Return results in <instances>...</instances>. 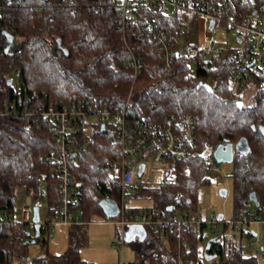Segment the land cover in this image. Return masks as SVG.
<instances>
[{"label":"trees","instance_id":"trees-1","mask_svg":"<svg viewBox=\"0 0 264 264\" xmlns=\"http://www.w3.org/2000/svg\"><path fill=\"white\" fill-rule=\"evenodd\" d=\"M117 1L0 0V220L15 216L20 189L30 190L37 205L45 201L50 207L58 200L54 166L45 160L53 147L50 124L40 112L71 103L120 105L130 89L131 118L143 117L148 123L185 113L196 118L195 144L189 155L167 159V172L158 183L133 186L134 196L151 200L148 210L164 217L176 210H196L198 189L210 183L207 168L212 151L218 144L234 145L244 138L247 151L234 152L230 163L234 218L243 211L255 213L251 192L260 209L255 219L264 218V85L260 77L258 83L253 81L257 85L249 103H244L230 89L233 51L219 48L216 54L191 61L179 47L182 41L186 44V35L177 17L141 6L134 22L128 24L120 16ZM253 3L264 4V0ZM156 29L174 45L176 55L169 67L164 65L159 43L148 39ZM2 30L13 34L15 52L5 51ZM57 39L61 48L52 54ZM129 51L139 65L133 83V69L126 59ZM200 82L211 90L199 87ZM82 144L79 137L73 174L81 181V206L84 218L90 220L98 213L103 215L98 201L112 180L102 162L116 155V148L98 128L88 145ZM133 208L139 210V206ZM86 225L68 226V247L55 254L47 250L44 232L39 237L34 232L32 239L45 250L30 257L25 233H18L21 240L9 239L8 231L13 232L15 225L0 224V264H94L79 254L87 242ZM184 234L193 245V264H201V229ZM145 240H150L149 247L135 249L139 264L145 260L177 264L174 246L160 248L149 231ZM241 246L228 248L221 236L212 247L215 264H264V243L259 255L245 256ZM21 256L25 259L20 260Z\"/></svg>","mask_w":264,"mask_h":264},{"label":"built area","instance_id":"built-area-1","mask_svg":"<svg viewBox=\"0 0 264 264\" xmlns=\"http://www.w3.org/2000/svg\"><path fill=\"white\" fill-rule=\"evenodd\" d=\"M118 9L122 20L131 24L135 20L137 7H146L157 10L161 14L177 17L181 22V30L186 35V44L179 45L191 61L201 57L216 54L219 45L210 33H206L202 40L197 42L200 20L205 29H209L212 21L214 27L231 31L239 46L228 49L231 61L235 67L230 75V89L232 94H240L243 98L247 92L251 95L256 90L253 81L260 77V84L264 83V4L255 5L253 0H118ZM149 30L153 27L147 25ZM211 28V29H212ZM210 29V30H211ZM154 30L148 34V39H154L159 44L160 55L164 65L169 67L174 61L176 51L174 45L166 42L163 33ZM152 33V34H151ZM135 36V34H134ZM194 38V39H193ZM132 66V83L139 74V65L129 51L126 58ZM15 76H18L16 73ZM263 79H262V77ZM11 81L13 80L10 78ZM19 89V87H18ZM131 89L125 101L120 105L101 104H75L71 103L60 108L49 107L40 112L50 124L49 132L52 137V149L45 156V160L54 166V175L57 181L58 200L50 207H46V218L36 222L40 232H49L55 225H83L86 220L85 210L81 206V181L73 174L75 164V151L77 141L81 137L83 146L91 141V133L98 128L102 133L109 135V144L116 148L115 154L105 158L102 162L103 169L107 172L112 182L105 184L106 194L103 198H112L118 205V213L114 217H106L119 227V240L117 244L124 243V230L128 226H140L151 232L158 240L162 249L174 250L177 264H193V245L187 236L182 233L201 229L216 231L219 219L216 214L205 217L197 210H176L170 216H160L153 211L135 210L128 205V196L133 186H142L154 180L152 170H160L162 175L167 172V159H185L195 144L196 118L185 113L176 116L163 117L159 122L148 123L143 117L131 118L129 116ZM143 163L140 175L137 169ZM213 164L208 165L211 173ZM26 190V196L20 208L15 210L13 218L4 216L0 220L2 225H15L13 232L8 231L9 239L22 238L18 236L24 232L26 240L32 239L34 224L32 220L33 207L37 201L32 192ZM112 193V195H110ZM38 213H39V205ZM253 211H243L241 216L230 222L233 229L232 238L240 244L248 242L255 247V254L263 251V244L256 240V233L244 227L251 221H260L264 225V218L256 220ZM223 220V218H222ZM32 226L33 233L29 228ZM219 236L221 240L220 235ZM176 240V241H175ZM201 245L198 253L201 256ZM23 256L20 260H24ZM124 264V263H123ZM135 264V263H128Z\"/></svg>","mask_w":264,"mask_h":264},{"label":"rangeland","instance_id":"rangeland-1","mask_svg":"<svg viewBox=\"0 0 264 264\" xmlns=\"http://www.w3.org/2000/svg\"><path fill=\"white\" fill-rule=\"evenodd\" d=\"M200 28L197 34H194V38L197 37V42L200 43L202 37L206 33H210L216 39L220 49H233L237 48L239 44L231 31L224 28L214 27L211 30L205 29L203 21L200 20ZM193 38V39H194ZM15 81V79H14ZM251 92L243 97L244 103H249V97ZM231 164L223 163L219 167L213 166L210 175V183L203 185L198 189V195L196 200V210L202 216H209V214H222L223 220H219L216 231H205L203 234V241L201 243V264H215L216 257L206 260L203 258L202 251L207 239L221 235L228 246V248H237L241 244L232 238L233 229L230 222L235 220L232 204V181L230 177ZM151 174L154 177L153 184L158 183L162 177V172L158 170H152ZM151 184V183H150ZM44 188V186L42 185ZM220 190H225V194H221ZM132 188L128 196V205L130 207L139 206L140 211H146L151 207V200L148 197H136L133 194ZM26 196V190L20 189L17 192L16 209L18 210L23 204ZM46 202L41 201L39 204L40 219L46 218ZM241 216V215H240ZM225 224V225H224ZM87 227V242L80 247V257L86 261H90L94 264H139V259L135 257V249L146 248L150 243V240H140L139 235L135 234L134 238L129 241H124L121 245L117 244L119 240V227L109 220H105L104 215L98 213L91 216L90 221L86 225ZM249 230H253L256 233V240L259 244H263L264 225L260 221H251L249 224H245ZM33 233L32 226L29 228ZM68 226L55 225L54 228L48 232H44L42 237L47 241V250L50 253H61L68 247L67 239ZM242 244V252L245 256L254 255L255 247L248 245V242ZM45 250V246L39 242L28 245V255L30 257L40 255ZM142 264H149L148 260H145Z\"/></svg>","mask_w":264,"mask_h":264},{"label":"water","instance_id":"water-1","mask_svg":"<svg viewBox=\"0 0 264 264\" xmlns=\"http://www.w3.org/2000/svg\"><path fill=\"white\" fill-rule=\"evenodd\" d=\"M213 26V22L211 21L209 23V29H211ZM2 35L5 36V51H8L9 53H13L16 51L17 44L14 41V36L13 34L9 33L6 30H2L1 31ZM60 40L57 39V43L55 46L52 47V54L55 53V51L57 49H60ZM64 52L66 53V51L64 50ZM8 82H11V79H8ZM264 85V83H263ZM199 87H204L207 88L209 90L210 87L205 84L200 82L198 84ZM101 131H103V126H101ZM248 149L246 140L244 138L240 139L237 143H235L234 145L231 143H225V144H218L216 146V148L212 151L211 153V163L215 166V167H219L221 164L223 163H231L232 158H233V154L234 152H246ZM143 169V163H140L137 169V174L140 175ZM221 194H225V190H220ZM249 199L253 202L254 206L256 207L255 209V216H258L259 214V207L258 206V202L256 199V196L253 192H251L249 194ZM98 206L101 209L102 213L104 216L106 217H114L117 215L118 213V205L116 203V201L112 198H102L98 201ZM168 211H171L172 208H168ZM217 218L219 220H222L223 215L222 214H217ZM32 220L35 222L33 228H34V232H35V236L39 237L41 235L40 232V227L39 225L36 223L39 220V213H38V206L35 205L33 207V216H32ZM127 229V230H126ZM124 230V239L125 241H129L131 239L134 238L135 234L139 235L140 240H145L146 238V231L144 228L140 227V226H128ZM253 234H255V232H253ZM220 242V237L219 236H213L209 239H207L203 251H202V255L203 258L206 260L212 259L214 257H216V254L212 252V247L215 243ZM28 244H33L35 243V239H30L27 242ZM28 260V258H27Z\"/></svg>","mask_w":264,"mask_h":264},{"label":"crops","instance_id":"crops-1","mask_svg":"<svg viewBox=\"0 0 264 264\" xmlns=\"http://www.w3.org/2000/svg\"><path fill=\"white\" fill-rule=\"evenodd\" d=\"M127 230V229H126Z\"/></svg>","mask_w":264,"mask_h":264}]
</instances>
